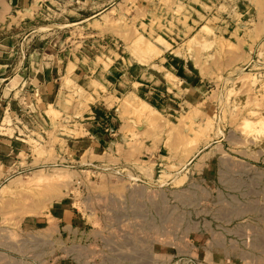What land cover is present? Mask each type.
<instances>
[{
	"label": "rangeland",
	"instance_id": "374dc122",
	"mask_svg": "<svg viewBox=\"0 0 264 264\" xmlns=\"http://www.w3.org/2000/svg\"><path fill=\"white\" fill-rule=\"evenodd\" d=\"M4 104L0 264H264V0H0Z\"/></svg>",
	"mask_w": 264,
	"mask_h": 264
},
{
	"label": "crops",
	"instance_id": "0c3cea01",
	"mask_svg": "<svg viewBox=\"0 0 264 264\" xmlns=\"http://www.w3.org/2000/svg\"><path fill=\"white\" fill-rule=\"evenodd\" d=\"M49 68H51V66ZM38 74L39 75L33 74L32 80L36 82L35 89L39 93V100L42 101V103L46 102L52 104V102L56 101L57 97L59 96L62 86L61 84H52V69H48L47 71L44 69L40 70ZM6 104L0 105V111H3V113L6 111V109H8ZM16 145V141H14V139H12L10 136L0 134V181L6 172V167L10 158L17 155L16 151H19ZM59 214L62 216V212H58V215Z\"/></svg>",
	"mask_w": 264,
	"mask_h": 264
},
{
	"label": "bare ground",
	"instance_id": "6f19581e",
	"mask_svg": "<svg viewBox=\"0 0 264 264\" xmlns=\"http://www.w3.org/2000/svg\"><path fill=\"white\" fill-rule=\"evenodd\" d=\"M257 132H264V121H263V123L260 124V129H257Z\"/></svg>",
	"mask_w": 264,
	"mask_h": 264
}]
</instances>
